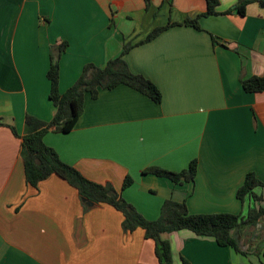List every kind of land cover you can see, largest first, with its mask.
<instances>
[{
    "label": "crops",
    "instance_id": "1",
    "mask_svg": "<svg viewBox=\"0 0 264 264\" xmlns=\"http://www.w3.org/2000/svg\"><path fill=\"white\" fill-rule=\"evenodd\" d=\"M237 1L219 0L218 14L199 19L201 30L174 25L136 44L155 27L205 11L206 1L0 0V122L17 133L0 125V264H159L154 241L141 228L125 232L112 206L85 204L55 174L37 187L25 183L24 118L54 115L46 72L51 48L61 42L60 93L84 64L104 66L125 43L134 44L124 55L130 70L161 92L160 103L126 85L100 89L94 99L86 94L72 130L43 136L63 162L111 183L148 220L158 218L166 199L185 201L190 213L245 215L263 205L248 196L242 203L236 191L248 172L264 183V89L246 92L240 82L264 77V0L244 14L225 13ZM193 159V182L143 172H179ZM126 176L132 182L122 189ZM254 193L264 199V186ZM245 232L238 240L247 255L187 229L161 237L173 264H264Z\"/></svg>",
    "mask_w": 264,
    "mask_h": 264
},
{
    "label": "trees",
    "instance_id": "2",
    "mask_svg": "<svg viewBox=\"0 0 264 264\" xmlns=\"http://www.w3.org/2000/svg\"><path fill=\"white\" fill-rule=\"evenodd\" d=\"M207 8L195 17H186L181 23L168 22L164 26L153 28L144 39L136 44L152 40L159 33L170 26L187 25L201 30L199 19L203 16L215 15L219 0H205ZM259 0H238L233 8L225 13L235 11L244 14L248 4ZM148 0H146V6ZM213 41L215 40L212 36ZM66 43L61 42L51 48L50 64L46 72L49 81V100L55 107L53 117L49 121L40 120L34 116L26 115L24 118V133L20 142V157L23 166L25 183L31 187H37L38 183L51 174H55L65 180L76 189L84 203L109 205L123 215L122 228L125 232H131L141 228L144 237L152 239L155 244V255L159 264H173L170 243L162 239L161 234L182 229L192 231L198 236L214 238L220 246H228L235 252L247 255L249 250L242 249L243 242L237 240L234 235L242 229L256 226L264 218V199L254 193L257 186L264 183L257 179L253 172L246 173L243 183L236 191L237 198L243 203L245 197H251L255 201L263 202L257 208H248L245 215L228 212L220 213H190L186 202H178L166 199L162 203L157 219L148 220L133 205L127 202L111 183H99L85 177L78 169L63 162L56 151L45 144L43 136L49 130L55 132H68L75 126L79 116L83 112L85 95L91 98L98 96L100 89H112L118 85H126L152 99L155 103L161 102L159 88L145 76L130 70L124 55L134 46L131 43L123 45L121 53L109 59L104 66H97L92 62L83 65L80 75L75 82L63 93L59 92V58L66 48ZM241 86L246 92H259L264 89V77L253 75L241 79ZM0 125L8 126L14 135H17L12 125L0 122ZM164 177L174 183L183 181L193 182L197 173V160L189 162L188 167L179 172H173L158 167H149L143 170ZM132 179L126 176L122 183V189L129 186ZM238 228L237 231L235 229ZM246 234L249 232L246 231ZM252 252L258 253L254 249ZM264 256V246L260 250ZM182 264L189 262L182 258Z\"/></svg>",
    "mask_w": 264,
    "mask_h": 264
},
{
    "label": "rangeland",
    "instance_id": "3",
    "mask_svg": "<svg viewBox=\"0 0 264 264\" xmlns=\"http://www.w3.org/2000/svg\"><path fill=\"white\" fill-rule=\"evenodd\" d=\"M246 231L249 232L248 236H246V242H248L252 250L260 252L264 246V218L256 226L250 227Z\"/></svg>",
    "mask_w": 264,
    "mask_h": 264
},
{
    "label": "water",
    "instance_id": "4",
    "mask_svg": "<svg viewBox=\"0 0 264 264\" xmlns=\"http://www.w3.org/2000/svg\"><path fill=\"white\" fill-rule=\"evenodd\" d=\"M89 204H91V202H88ZM238 228L235 229V231H237ZM234 237L238 240V234H235Z\"/></svg>",
    "mask_w": 264,
    "mask_h": 264
}]
</instances>
